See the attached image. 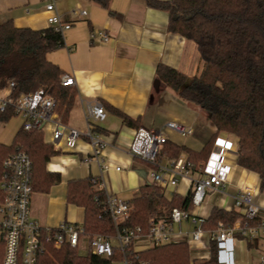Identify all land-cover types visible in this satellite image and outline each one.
Here are the masks:
<instances>
[{
  "label": "trees",
  "instance_id": "1",
  "mask_svg": "<svg viewBox=\"0 0 264 264\" xmlns=\"http://www.w3.org/2000/svg\"><path fill=\"white\" fill-rule=\"evenodd\" d=\"M107 7L110 0H92ZM146 6L168 13V31L196 44L203 70L187 77L172 68L159 65L155 76L179 99L199 107L215 127V134L199 152L190 151L168 141L162 144L156 164L185 156L193 166L207 161L220 133L237 139L236 164L258 175L264 188V0H141ZM63 46L62 34L53 27L41 30L16 28L8 21L0 24V89L16 81V96L42 91L55 101L54 111L64 123L72 107L75 92L60 83L65 73L47 59V54ZM127 127H138V120L112 109ZM14 117L10 111L0 112V123ZM65 124V123H64ZM97 126L93 131H100ZM21 151L32 161L34 192L46 193L61 180L59 173L49 172V159L59 154L54 145L43 140L37 130L25 131L22 126L11 145L0 144V180L3 161ZM156 170V165H149ZM139 196L128 201L132 207L124 225L148 228L149 221L168 219L172 209H192L190 190L185 197H167L153 185L139 189ZM3 193L0 190V204ZM66 203L82 208L84 235L110 236L114 229L104 211L105 192L95 178L71 180L67 183ZM241 215L213 207L200 224L203 231L215 232L219 225L229 229ZM259 219L249 222L253 226ZM0 234V263L3 255ZM144 264H221L220 247L210 243L209 257L192 260L187 243L155 246L135 254ZM118 254L105 259L80 255L77 249L49 247L38 264H117Z\"/></svg>",
  "mask_w": 264,
  "mask_h": 264
},
{
  "label": "crops",
  "instance_id": "2",
  "mask_svg": "<svg viewBox=\"0 0 264 264\" xmlns=\"http://www.w3.org/2000/svg\"><path fill=\"white\" fill-rule=\"evenodd\" d=\"M53 1L55 14L70 23V28L62 33L61 47L68 62L62 63L47 54L49 61L75 81L73 104L64 123L69 128L85 131L88 126L86 104L100 103L106 116L95 124L101 130L93 133L106 148L95 157L85 138L78 139L71 149L65 147L64 140L55 147L59 154L49 159L46 170L59 173L61 180L46 193L33 191L30 199V216L44 228H53L62 221L82 224L83 209L66 203L67 183L71 180L95 178L105 193L125 202L138 197L141 187L150 185L149 167L128 155L137 130H160L169 122L183 125L191 129V134L181 136L167 130V141L193 152L201 151L215 134V127L204 111L179 99L155 76L159 65L187 77H194L203 70L196 44L168 31L166 11L148 7L141 0H110L107 7L92 0ZM49 2L51 0H0V24L10 21L16 28L33 30L51 27L46 11ZM76 9L84 11L85 16H73L72 11ZM96 31L105 33L109 41L91 42L89 36ZM112 109L138 120V127L122 125ZM43 140L50 143L49 134L44 135ZM215 142L230 150L223 160L227 182L223 192L210 196L198 212H204L207 217L213 207H218L242 214L243 209L233 208L234 198L240 188L250 187L253 201L260 207L257 218L264 220V188L260 189L257 174L236 164L237 139L220 133ZM167 163L166 160L161 162L162 165ZM189 191V181L182 179L164 194L185 197ZM198 226L199 221L193 224L183 220L174 230L192 232ZM207 238L204 231L201 240L205 242ZM263 243V238L228 240L220 247V263L258 264ZM190 257L207 259L209 248L191 249Z\"/></svg>",
  "mask_w": 264,
  "mask_h": 264
},
{
  "label": "built area",
  "instance_id": "3",
  "mask_svg": "<svg viewBox=\"0 0 264 264\" xmlns=\"http://www.w3.org/2000/svg\"><path fill=\"white\" fill-rule=\"evenodd\" d=\"M46 11L49 13L47 23L55 31L62 34L64 30L70 28V23L61 20L55 14L53 0L46 5ZM72 15L84 17L85 12L76 9L72 11ZM89 40L106 43L109 37L102 31H96L90 34ZM60 83L64 87L75 86L74 78L70 75L61 76ZM16 86V81L11 80L0 89V112L10 111L14 116H21L23 130H37L43 136L49 134L50 144L55 147L64 140L68 149L74 148L78 139L85 138L95 157L106 148V144L93 133L95 124L102 122L106 116L100 103L86 104L85 117L88 126L85 131H79L67 127L60 120L54 111L53 98L42 91L16 96ZM167 130L181 136H188L192 132L190 128L173 122L166 123L160 130L139 129L129 146L128 155L148 167L157 166L156 170L149 167L150 185L158 187L162 193L175 188L180 180L187 179L192 191V209L185 211L174 208L168 219L149 221L147 229L130 227L124 224L132 207L127 201H121L105 193L104 211L108 214L114 229L110 236L84 235L81 225L66 221L53 228L41 227L30 216V199L33 193L32 161L21 151L10 154L2 163L4 173L0 180V190L3 193V201L0 204V234L4 244L0 264H38L40 255L49 247L56 250L63 246L78 249L82 237L87 240L86 254L105 259L118 254L120 260L117 264H144L137 261L135 254L171 243L185 242L191 250L210 248L211 242L221 247L226 241L239 237L250 240L264 239V220H259L256 225H249L250 221L258 219L260 207L253 201L252 189L242 187L233 203L234 209H243L241 218L229 229L219 225L215 232L205 231L208 238L205 242L201 240L204 231L200 224L209 215L206 217L204 212L198 211L205 206L210 196L223 192L227 182L226 165L223 160L230 150L227 146L215 142L207 161L196 167L183 157L170 160L166 165H157L155 160L160 147L167 142L165 135ZM116 171H119V168H116ZM98 185L102 188L101 184ZM183 220H190L193 224L199 221V226L192 232H176L174 225L180 224ZM258 264H264V243Z\"/></svg>",
  "mask_w": 264,
  "mask_h": 264
},
{
  "label": "rangeland",
  "instance_id": "4",
  "mask_svg": "<svg viewBox=\"0 0 264 264\" xmlns=\"http://www.w3.org/2000/svg\"><path fill=\"white\" fill-rule=\"evenodd\" d=\"M49 53L50 55H52L51 58L54 55L57 61H60L65 64L68 62L67 57L65 56L61 48L51 51ZM21 126H22L21 116H14L6 122L0 123V144L7 146L11 145L15 137V134L21 129ZM46 139H48V136H46ZM174 229L177 230V224L174 225ZM86 243L87 240L84 237H82L79 243V247L77 249L78 254L85 255L87 253ZM112 243L114 244L113 241Z\"/></svg>",
  "mask_w": 264,
  "mask_h": 264
}]
</instances>
